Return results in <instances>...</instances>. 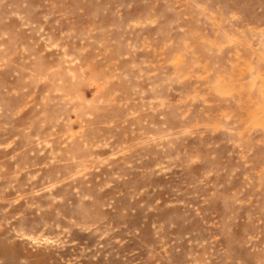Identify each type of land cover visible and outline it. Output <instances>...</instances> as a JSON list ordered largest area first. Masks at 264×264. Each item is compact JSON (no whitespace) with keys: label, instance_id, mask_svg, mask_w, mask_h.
<instances>
[{"label":"rangeland","instance_id":"374dc122","mask_svg":"<svg viewBox=\"0 0 264 264\" xmlns=\"http://www.w3.org/2000/svg\"><path fill=\"white\" fill-rule=\"evenodd\" d=\"M0 264H264V0H0Z\"/></svg>","mask_w":264,"mask_h":264}]
</instances>
